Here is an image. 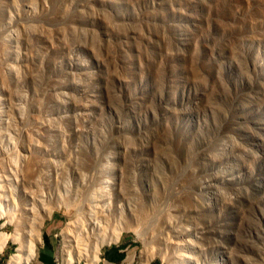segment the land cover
I'll use <instances>...</instances> for the list:
<instances>
[{
	"label": "rangeland",
	"instance_id": "374dc122",
	"mask_svg": "<svg viewBox=\"0 0 264 264\" xmlns=\"http://www.w3.org/2000/svg\"><path fill=\"white\" fill-rule=\"evenodd\" d=\"M0 180L29 264H264V0H0Z\"/></svg>",
	"mask_w": 264,
	"mask_h": 264
},
{
	"label": "bare ground",
	"instance_id": "6f19581e",
	"mask_svg": "<svg viewBox=\"0 0 264 264\" xmlns=\"http://www.w3.org/2000/svg\"><path fill=\"white\" fill-rule=\"evenodd\" d=\"M6 187H7L6 184H2V182L0 180V191L3 190L2 192H4ZM10 189H12V188H10ZM90 200L92 201L93 199H90ZM92 206H94V204ZM86 215L88 216L87 219L92 218L93 220H95L93 217L94 216V210L93 209H89L88 211H86ZM93 225H96V221H94ZM8 240H11V241L16 242L18 244V247L16 249L17 251L13 255H11L9 258L10 262L12 264H20V263L29 264L31 259L34 256V253H35V244L37 241H39L38 234H37L36 230L33 232H30L28 229H26L24 231L23 229L20 228L11 234L0 232V252L2 251V249L4 248V246ZM114 240L116 241V238L113 239V241ZM69 241H70V239L66 238L65 245L67 248H66V253L64 255L65 260H68V256H69L68 255V253H69L68 249H69V246L71 245ZM179 256H181V254H179ZM149 259H150V256L149 257L148 256L143 257V259L141 261L142 264H147L149 262ZM179 260H181V259L179 258ZM69 263H70V261H69Z\"/></svg>",
	"mask_w": 264,
	"mask_h": 264
},
{
	"label": "crops",
	"instance_id": "0c3cea01",
	"mask_svg": "<svg viewBox=\"0 0 264 264\" xmlns=\"http://www.w3.org/2000/svg\"><path fill=\"white\" fill-rule=\"evenodd\" d=\"M44 243L39 249L36 259L33 264H58L52 255V247L50 238L46 232V236L43 237ZM122 250L109 246L101 251L99 260L95 264H125L124 255L121 253Z\"/></svg>",
	"mask_w": 264,
	"mask_h": 264
},
{
	"label": "built area",
	"instance_id": "2783aa9c",
	"mask_svg": "<svg viewBox=\"0 0 264 264\" xmlns=\"http://www.w3.org/2000/svg\"><path fill=\"white\" fill-rule=\"evenodd\" d=\"M57 263V262H56Z\"/></svg>",
	"mask_w": 264,
	"mask_h": 264
}]
</instances>
